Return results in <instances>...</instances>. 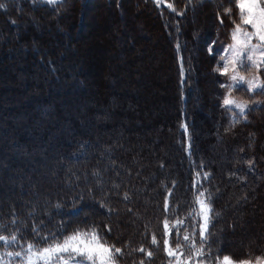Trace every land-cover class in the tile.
<instances>
[{
	"label": "rangeland",
	"instance_id": "374dc122",
	"mask_svg": "<svg viewBox=\"0 0 264 264\" xmlns=\"http://www.w3.org/2000/svg\"><path fill=\"white\" fill-rule=\"evenodd\" d=\"M17 1L18 5L20 3L29 5V2L36 5L39 3L54 5L62 0ZM152 2L159 8L163 5L167 6L164 7L167 10L174 9L173 6H169L173 0H152ZM236 2L238 4L239 0ZM129 5V0H126L125 10L118 15L110 8L99 5L95 9L90 8L91 10L85 11V15L82 16L83 24L86 22L83 30H79L78 22H74L71 12L63 16L58 21L59 24L54 25L49 19L36 20V24L30 18L25 22L21 21L19 33L25 34V38L33 37L41 47L40 53L50 55L51 59L58 61L54 65L58 73L62 76L63 73L69 75L66 82L57 83L61 85L58 95L55 92L51 101L49 97L43 98L44 105L41 106L53 108L54 120L50 119V122L43 126L41 123L48 119L40 117L42 121L33 124L32 128L38 129V126H42V129L38 130L43 133L50 127L49 137L42 142L44 145L34 142L36 138L41 139L42 132L37 135L36 129L26 131L25 124L18 126L17 116H10L12 109L22 108L25 104L18 100L24 93L22 90L24 86L19 82L20 80L30 81L32 78L29 79V76L32 74L39 80L37 84L43 86V79L47 75L40 65L43 58L35 49L33 50L36 53L33 54L15 49L12 51L14 58L10 62L0 35V123L2 125L0 127V235L11 241V237L17 235L19 227L22 230L27 229L25 223L37 217L39 219L30 228L64 227L69 225V220L73 216L62 215L61 211L75 212L81 209L78 220L92 217L96 221L107 220L111 223L117 239L114 243H109V238L101 241L107 246L121 249V252L114 257V264H141V262L150 264V257L153 260L156 258L152 264H220L224 257H231L223 255L221 258H205L203 254L206 246L203 243L198 244L193 250L187 249L182 243L186 229L181 228L176 221L172 224L176 236L172 235L170 238L171 223L167 221L169 210L163 208H161V214L163 213L161 227L165 233L162 236V246L156 250V253H151L150 257L147 255L149 251L144 252L141 257L133 255L135 253L129 255L132 251L130 246H124L123 240L120 239L135 243L143 239V230L148 227L149 219L152 220L157 212L156 188L149 189L147 186H157L154 182L157 179H159L158 185H161V181H165L175 162L170 139L166 138L160 146H155L154 138L155 134L159 137V131L173 115L174 86L171 79L173 71L167 43L161 39L153 21H146L144 16L138 14L136 9L131 10ZM203 15L199 12L195 14L191 24L205 23L206 17ZM3 21L5 20H0V25L4 24ZM237 25L241 27L239 40L242 43L240 44L233 40V31ZM237 25L231 30L228 44L219 51L210 50L211 53L217 54L218 70L221 74H226L227 91L222 99L223 106L226 97L248 106L246 101L233 96L231 91L233 87L242 85L249 89L247 81L264 84L259 73L264 67V46L255 48L254 46L261 44L259 39L253 37L248 40L244 36L245 31H254L249 25L243 24L242 21ZM206 30L200 34L202 38ZM184 31H189L186 25ZM16 37L21 38L14 31L8 34L11 42H15ZM180 45L182 44L179 42ZM233 45L235 47L230 48ZM208 48L211 49V46ZM124 53L127 57L123 61L121 55ZM189 54L197 55V48L195 46L189 48ZM248 56L252 59L248 60ZM14 60L17 62L14 63ZM240 60H243V64ZM53 73V71L51 74L48 73V76L53 77ZM204 73L201 74V79ZM232 76H236L237 80H232ZM240 76L245 78V82L239 81ZM257 89L260 88L253 90ZM202 93L204 94L203 90ZM192 100L194 97H191ZM131 106L134 108L131 109ZM232 107L239 112V115H235L231 110L232 119H238L243 112L235 106ZM135 108L137 111H133ZM31 110L32 108L28 107L26 113ZM196 118L198 142L202 143L206 151L208 150L209 162L217 164L221 170L233 159H220L219 148L212 149L211 146L214 145L205 143L207 136L200 134L198 130L202 127L206 115L199 114ZM157 121L161 124L156 123ZM261 128H264V120L261 122ZM21 131L25 134H21ZM33 131L34 135L29 134ZM15 141L17 144L13 143ZM114 153L117 154L120 162L109 157ZM161 159L165 160L166 167L157 170L155 167ZM114 165L117 166L115 172ZM130 179L134 182L129 183ZM121 184L132 192L133 202L137 206L136 211L128 210L130 207L121 204V200L113 193V189ZM222 186L228 187L229 183L224 182ZM108 192L111 193L113 204L118 205V213L112 210V214L107 215L99 210L103 209V204H98V201L107 198ZM94 194L97 197L92 203V198L88 196ZM200 194L196 196L197 202L199 197L211 209L210 204L205 200L204 192L203 196ZM261 196L264 198V189L261 191ZM73 197H76L77 201L88 197L90 201L89 204L83 205L77 202L75 206L66 209L59 205L62 199L64 203L65 200ZM166 197H161L160 205ZM237 203L238 201L231 204L229 209L234 214L235 220L239 221L238 212L241 211L243 214V208ZM165 207L168 208V205ZM198 207L197 215L200 219L201 232L203 212L199 202ZM211 215L210 211L208 226ZM243 217L248 225L242 228L240 224V230L235 235H224V247L235 246L237 249L249 244L262 245L264 199L259 205L247 209ZM78 231L90 232L92 229L68 231L56 242L42 246L27 243V240L22 246L16 247L0 242V264H28L30 258L35 264H43L37 255H33L34 253L61 243ZM165 241H168V244H165ZM29 245L33 246L31 252L28 251ZM169 247L175 250V256L168 255ZM197 249L202 250L203 254H197ZM17 252L20 256L15 255ZM61 255L68 256L67 253ZM257 258L259 257L250 260L237 261L233 258L231 260L234 264H240L242 261L257 264ZM51 264H57L56 257L52 258Z\"/></svg>",
	"mask_w": 264,
	"mask_h": 264
},
{
	"label": "trees",
	"instance_id": "16d2710c",
	"mask_svg": "<svg viewBox=\"0 0 264 264\" xmlns=\"http://www.w3.org/2000/svg\"><path fill=\"white\" fill-rule=\"evenodd\" d=\"M6 1L0 0V20H5L3 21L4 24L0 25V35L3 38L2 44L5 46L6 56L11 62L14 58L12 51L15 49L23 52L29 51L31 54L36 53V51L40 53L39 51H41V47L33 37L25 38V34L19 33L21 21L25 22L30 18L36 24V20L49 19L54 25L59 24L58 21L71 12L74 22H78L79 30H83L86 22L83 24L82 16L85 15V11L95 9L99 5V7L110 8L116 15L122 14L125 10L126 0H62L54 5H41L40 3L36 5L31 4L32 2H29V5H22L21 3L18 5L17 0ZM129 2L131 10L136 9L137 13L144 16L146 21H153L161 35V39H164L167 43L168 56L173 71V76L171 75L174 86L173 115L159 131V137H157L158 134H155L154 138L155 146H160L166 138L170 139L175 162L165 181H161V185H158L159 179H157L154 182L158 187L147 186L149 189L156 188L157 212L152 220L149 219L148 227L143 230V239H139L137 243L125 242L123 238L120 239L123 240L124 246H130L132 251L129 255L135 253L133 255L141 257L146 251L156 253V250L162 246V236L165 233L161 227L163 225L161 208H163L169 210L167 221L171 223L169 225L170 238L172 235L176 236L172 226L173 222L176 221L181 228L186 229L182 243L186 245L187 249L191 250L200 243L205 244L206 249L203 254L205 258H221L223 255L230 256L237 261L250 260L255 257L264 258V240L261 243L262 245L249 244L237 249H235V246L226 248L223 242L224 235L232 236V234L235 235L239 232L240 224L242 228L248 225V222L243 220L244 212L252 206L259 205L264 199L261 196V191L264 189V128H261V122L264 120V89L249 90L242 85L233 87L231 89L233 96L246 101L248 106L238 119H232L231 110L235 115H239V112L233 107L222 105V99L227 91L225 88L226 74L223 75L218 70L217 54L210 52V50L212 52L213 50L219 51L225 44H228L231 30L239 22L241 23L242 18L236 0H173V3L171 2V6L174 7L173 10H167V8H164L167 6L163 5L162 8H159L152 0H129ZM198 12L203 13V16L206 17L205 23L196 22L191 24V19ZM185 25L189 28L188 32L184 31ZM205 29H207V32H204L205 36L202 34L204 36L202 38L200 34ZM12 31L16 32L21 38L16 37L15 42L9 41L8 34ZM179 42L182 45L179 46ZM194 46L197 48V55L195 56L189 54V48ZM209 46H211V49L208 48ZM60 48L61 46H59ZM40 55L43 58L40 65L47 72L45 79H43V86L37 84L39 80L32 74L29 76V79L32 78L30 81L26 82L28 79L23 82L20 80L19 82L24 86L22 88L24 93L20 94L21 97L18 100L25 104L22 108L12 109L10 114V116L18 117V126L19 124H25L26 131L36 129L37 135L42 132L38 130L42 129V126H38V129L32 127L34 123L42 121L40 117L48 119V121L41 123L43 126H46L50 119L54 120L52 114L55 111L53 108L41 106L44 105L43 98L49 97V101H51L55 92L57 95L60 93L61 89L59 87L61 85H57V83L66 82L69 77L68 73H63V76L58 73L54 67L58 61L51 59L52 56L42 53ZM121 57L124 61L127 55L124 53ZM15 62L17 61L14 60ZM34 66L32 67L34 68ZM52 71L54 72L53 77L48 76V73L51 74ZM202 73H204V76L201 79ZM259 73L264 81V67L261 68ZM46 93L48 94L45 95ZM191 97H194V100L191 101ZM28 107L32 110L26 113ZM132 108L134 106H131ZM133 111H137V109L135 108ZM199 114L206 115L202 127H199L198 130L200 134L207 136L205 137V143L214 145L211 146L212 149L219 148L220 156H218L221 157L220 159H233L221 170L217 164L209 162L208 150L206 151L202 143L198 142L196 115ZM156 123L161 124L159 121ZM50 131L49 127L44 133L42 132L41 139L36 138L34 142H38V145H44L42 142L49 137ZM21 134H25V132L21 131ZM29 134L34 135L35 132ZM13 143L17 144V141ZM233 149L236 151L234 152ZM109 157H113V160L120 162L115 153L110 154ZM123 159L127 160L128 158ZM116 167V165L113 166L114 172ZM160 167H166L164 159H161V162L155 168L159 170ZM133 182L130 179L129 183ZM224 182L229 183V186H222ZM113 191L121 200V204L130 207L128 210L131 212L136 211L137 206L133 202L134 197L128 187L121 184L116 186ZM203 192L212 212L207 231L208 241L206 239L202 240L199 235L200 219L197 215L199 207L196 196ZM88 197H91V201L94 203L97 196L94 194ZM88 197H83L79 201L76 197L68 198L64 203L62 199L59 205L66 209L75 206L77 202L81 205L89 204ZM161 197H166V200L160 205ZM237 201L239 206L241 204L240 208H243V214L241 211L238 212L234 209L238 212L239 221L235 220L234 214L229 209V206ZM98 204H103V209H99L101 213L111 215L112 210L118 213V205L113 204L109 192L107 198L99 199ZM166 205H168V208L165 207ZM80 211L81 209L75 212L67 211L68 213L61 211L62 215L70 214L73 216L69 220V225L64 227L39 228L34 226L30 228L39 217L30 220L29 223H25L27 229L22 230L19 227V231L15 235L17 240L7 245L11 247L22 246L26 240L27 243L38 246L47 245L56 242L61 235L68 231L84 230L86 228L94 230L102 241L109 238L108 242L114 243L117 236H115L110 222L107 220L96 221L92 217L78 220ZM181 220L182 223H180ZM184 236H188L189 239L184 240ZM153 238H155L156 243H153ZM140 249H144V251L142 252ZM149 259L150 264L156 260V258L153 260L151 257Z\"/></svg>",
	"mask_w": 264,
	"mask_h": 264
},
{
	"label": "snow or ice",
	"instance_id": "6c2138e0",
	"mask_svg": "<svg viewBox=\"0 0 264 264\" xmlns=\"http://www.w3.org/2000/svg\"><path fill=\"white\" fill-rule=\"evenodd\" d=\"M49 2H54V0H49ZM171 6V5H169ZM238 7L241 12L242 22L245 25H249L254 31L244 32V36L251 40L253 37H256L261 42L260 45L254 46L255 48H260L264 46V4H262V0H239ZM241 33V27L239 25L236 26L233 31V40L237 42V44L242 43L239 40V35ZM235 46H230V48H234ZM237 59H239V54H237ZM248 60H251L252 57L248 56ZM240 63L243 64V60H240ZM227 70L225 69V72ZM232 80H237L236 76H232ZM240 82H245V78L243 76L239 77ZM249 90H253L256 88L264 89V84L252 83L251 81H247ZM224 105L226 107L235 106L239 108L241 112L247 107V105L243 102L237 103L235 100L226 97L224 100ZM203 196V193L200 194ZM198 202L201 205L203 212V225L202 230L199 233L201 239L207 238L208 231V223L209 216L208 213L211 209L205 203L204 200L199 199ZM182 223V221L180 222ZM167 228V224L165 225ZM188 236H184V240H188ZM16 237H11V241L8 238L0 235V242H15ZM153 243H156L155 238H153ZM165 244H168V241H165ZM32 245L28 246V251L31 252ZM140 251H144V249H140ZM121 249L114 248V246H107L105 242L101 241L100 236L93 230L90 232H76L73 235L67 237L63 242L52 245L49 248L43 249L39 253H34L33 255H37L40 261H43V264H51V260L53 257L57 258V264H114V257L116 254H119ZM67 253L68 256L65 257L61 254ZM197 254L202 255V250L197 249ZM11 255V253L9 254ZM16 256H20V253H15ZM150 257L151 253H147ZM169 256H175V250L169 247L168 249ZM80 257V260L76 258ZM28 264H35L31 258L28 261ZM143 264V262H141ZM220 264H234V262L229 257H224ZM240 264H249L248 261H242ZM257 264H264V259L257 258Z\"/></svg>",
	"mask_w": 264,
	"mask_h": 264
}]
</instances>
